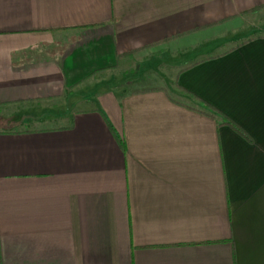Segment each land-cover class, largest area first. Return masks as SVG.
I'll use <instances>...</instances> for the list:
<instances>
[{"label": "crops", "instance_id": "0c3cea01", "mask_svg": "<svg viewBox=\"0 0 264 264\" xmlns=\"http://www.w3.org/2000/svg\"><path fill=\"white\" fill-rule=\"evenodd\" d=\"M0 264H264V0H0Z\"/></svg>", "mask_w": 264, "mask_h": 264}, {"label": "rangeland", "instance_id": "374dc122", "mask_svg": "<svg viewBox=\"0 0 264 264\" xmlns=\"http://www.w3.org/2000/svg\"><path fill=\"white\" fill-rule=\"evenodd\" d=\"M140 69L139 70H134V71H131V72H122L120 71V77H122L123 80H125V82L123 83H128L130 84V87L132 88H139V87H143L144 85H151L152 83H155V81L152 79V78H149L147 77V75L144 76L143 74V69L145 67L144 64L143 65H140ZM125 73V74H124ZM114 76L113 77V81L115 80V75L116 73H112ZM124 74V75H123ZM168 87V86H167ZM168 89L170 90V88L168 87Z\"/></svg>", "mask_w": 264, "mask_h": 264}, {"label": "trees", "instance_id": "16d2710c", "mask_svg": "<svg viewBox=\"0 0 264 264\" xmlns=\"http://www.w3.org/2000/svg\"><path fill=\"white\" fill-rule=\"evenodd\" d=\"M131 52H126L124 54H121L119 56L122 55H128ZM200 103L205 107L208 108V110H205V113L210 115V116H214L213 115V111H216V113L220 114L222 119L220 121L221 124H228L229 126H231L237 133H239L240 135H242L243 137H245L246 139H249L248 135L241 129L239 128L235 123H233L232 121H230L224 114H222L221 112H219L218 110H216L213 106L209 105L206 102H203L200 100Z\"/></svg>", "mask_w": 264, "mask_h": 264}]
</instances>
